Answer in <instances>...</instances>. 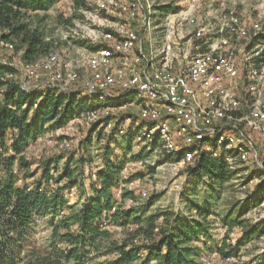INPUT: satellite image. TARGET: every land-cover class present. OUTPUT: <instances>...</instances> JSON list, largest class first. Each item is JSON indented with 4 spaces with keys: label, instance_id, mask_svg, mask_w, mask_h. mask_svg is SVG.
<instances>
[{
    "label": "rangeland",
    "instance_id": "rangeland-1",
    "mask_svg": "<svg viewBox=\"0 0 264 264\" xmlns=\"http://www.w3.org/2000/svg\"><path fill=\"white\" fill-rule=\"evenodd\" d=\"M84 1L87 4L86 7H81L83 4L80 7L75 6L74 0H58V2L47 9L36 12L32 10L24 11L25 13L23 14L22 21L27 23L30 29L42 33L46 41L52 44V50H50L49 53L40 55L34 60L25 59V46L20 44L19 40L15 38L14 40H7L2 38L0 34V67L8 66L12 69L6 72L0 70V81L11 80L17 82L26 92L41 90L43 95L46 94L49 89L56 91L59 96L75 94L81 99H86V101L93 106V109L78 113V115L68 120L61 127H50L51 123H49L44 133H42L37 140L29 143V146L25 150V154L31 165V170L37 173L35 176H29L25 179V171L17 164L13 167L18 177L17 185L20 187L24 185L35 187L34 182L42 177L41 170H37L38 167L40 169L42 163L48 158L57 157L62 154L65 155V159H63L58 166L61 170L56 171L52 169L51 174L53 177L49 179L50 182H47L48 179H46V181L43 179L42 186L44 189L47 188L48 194L59 189V198L60 200L64 199L66 204L59 205L52 211V214L49 213L47 215H38L34 217V221L30 227L31 237L27 248H38L42 252L50 250L51 248L48 244H51L52 224L54 222L56 223L58 220H62L64 216L70 217L73 214L79 213L84 204V200L88 196L94 195L92 184L99 182L98 171L103 167L104 149L105 146L109 144V151L113 152L110 158L111 161H114L112 164H115L121 171L119 175L121 181L116 186H113L111 190L112 201H114L115 207L122 206L125 210L130 209V207H135L138 211L142 212L145 218L150 214L156 213L160 216L157 223L159 228H163L164 225H168L169 222L176 219L190 217L202 222H209L212 225L211 228H213V223L219 221L223 222L222 219H217L214 216H221V214L228 213L229 211V213L238 216L242 219L243 223L249 224V226L261 220V218L264 217V200L261 204L250 205L248 197L255 195L257 186L264 181V132L251 128L244 120L242 121L240 119L243 117V112L247 113L250 103V99L248 98L249 94L245 88V75L248 64H258L264 57V50L258 53V55L255 54L256 51L260 49L259 47L264 46V38L260 36L261 34L264 35V0H200L202 3L206 2L203 5L206 10L208 8L211 9L213 14L212 20L215 21L216 24L219 23L218 26L212 24L214 30L220 29L224 25L226 19L240 22V24L244 23L247 29L249 28L245 37H238L237 35L231 36L230 32H223L224 36H231V41L223 47L224 51L228 53L233 52V56L236 58L238 65H240V76L237 80L235 79L236 82L234 81V83L237 85L238 94L239 97L242 98L243 106L240 111H234L232 113V118L219 121L211 120L208 125L225 129L239 128L240 131L247 134L253 145L251 149L245 148L247 155L242 159L241 155L238 153L240 150L236 146H229L227 149L224 145L220 146L216 142L215 136H207V139L204 140L205 143L203 142L204 152H213L214 155L223 154L227 164H229L232 169L238 171L233 179L223 184L222 188L217 186L216 189H212L211 184L205 181L206 179H204V176H199L190 172L188 166L194 161L189 162L183 158V156L185 157L184 154L187 151V146L181 137L175 136V140L177 141L178 139L177 142L180 147L177 152L168 150L164 147V143L160 140V137H158L159 135L150 139L141 134L144 130L152 127L154 122L141 116L138 105H127L130 99L134 98L136 94L139 93L135 84L128 82L129 88L127 87V89H119L117 86L110 84V88L108 89L98 90L94 94L88 92L86 83L91 82L92 84L97 82V77L95 78L96 69H94V67L92 68L90 63L92 58L91 54L95 52L96 49L107 46L113 42L112 39L111 41H107L110 37L105 38V34L109 31L110 27L115 29V19L114 15L110 16V14L113 13L107 15L103 12L102 20L100 17L91 15L86 11L95 9L94 0H83V2ZM154 1L155 5H159L164 12V9H174V5H180L182 0ZM191 3H193L192 8H195L196 4L194 0H191ZM185 5V2H183V6ZM191 11L192 10L186 9L185 12H183L181 8L177 11L170 12V14L165 12L164 14L170 15L172 18L176 16L175 18H177L180 14H191ZM142 14V10L135 11V15L132 16L133 18L131 22H129V28L138 33L139 38H143L144 44H142V47L144 51H154L156 53V48L162 44L166 35L171 32L177 37L176 42H178L182 34L177 25L172 29L170 25H168L169 21L164 19L160 25L159 20H156L151 26L143 27ZM234 18L236 20H234ZM249 18H251V20ZM243 20H246V22ZM257 22L260 24V28L258 29L254 27V24ZM97 25H102L104 28L98 30L96 28ZM167 25L169 27H167ZM196 26V23L186 24L183 27V34L186 36L188 33L190 38V32L193 27L195 28ZM90 28H92V30ZM145 36H148L151 42L149 41L146 43L147 39ZM194 37L191 38V43L188 41L185 42L184 45H178L185 49V52L180 53L176 48H173L172 67L175 72H179L187 66V61L190 59L189 56H191L192 53L208 50L205 38L199 39L196 36ZM185 38L186 37H182L181 39ZM96 39L97 41H94ZM193 39H195V41ZM196 41L200 44L197 48L195 47ZM204 42L206 44H204ZM135 46L133 52L136 53L137 51V53H140L139 42H137ZM215 46H217V44H215ZM205 47H207V49ZM3 60L8 63H3ZM111 61L109 65H98V68L99 70L101 69V72L104 74L110 73V70H113L112 72L117 78L116 69L118 68L116 67L120 65L121 61L117 58V54L113 56ZM130 62L133 63L132 59L128 60L127 65L131 64ZM155 64L157 65L158 61L155 60ZM133 66L135 68L134 63ZM136 67L140 68L141 64H137ZM151 71L152 68H149L147 71L150 76L153 74ZM31 72L34 74H28ZM119 80L120 78H118V81ZM27 84L30 87H23V85ZM55 84H59L60 88H54V86H56ZM191 85L198 88L197 83L193 82ZM4 89V86H0V96H2ZM99 95H102L104 98H98L97 96ZM92 96H94V98ZM120 99H124L123 101H125L127 106H120ZM199 99L200 101L208 102L203 97ZM38 101H40V99H38ZM163 103H160L162 113L165 112L162 108ZM35 105L34 107H36ZM124 113H126L125 118L127 117L125 123H123L120 118ZM167 117L171 129H177V127L175 128L173 124H171L174 121L173 118L171 116ZM116 121L120 122L116 124ZM95 123L98 124L95 127V131L92 132V145H86L85 140ZM116 127L117 130L112 135V138L110 135L111 131ZM126 128L129 129L128 134L130 136L125 133L124 129ZM117 133L122 134V137ZM124 135H128V137L125 138L123 137ZM139 137L142 138L139 139ZM8 139L7 143L11 144V138L9 137ZM118 141L122 142V144H116ZM68 157L73 158V161L70 160V162H72L71 168L75 169L74 176L78 178L79 182L76 187L73 185L69 187L67 185V178H63L60 183H56L57 177L63 176L65 170L62 169V167L64 163H66L65 161ZM82 158L84 161L80 163L79 160ZM260 173H262L261 176H259ZM253 176L256 177L253 178ZM216 190L218 191L216 192ZM129 191L133 192L132 196H126L125 200H123L124 192ZM231 211H233V213ZM217 212L221 214H217ZM104 213L106 214V212ZM106 224L111 230L110 233L116 240H121L127 235L124 228L114 222L108 223L104 221L103 225ZM241 227L242 226L235 224V226L230 230L228 229V231H224L223 229L215 231L217 234L216 238L221 239L220 241L222 242L225 241L227 244L231 243V245L235 246L230 247V249L227 248L229 252L231 251L228 256L220 251L219 241L208 243V246H203V240L194 242V246H199V251L195 256L197 264H264V257H261L264 254V235L260 238L253 237L245 243L238 244V239L242 235ZM75 228L77 227L74 225L73 230H76ZM130 228L131 225L127 227V229ZM218 228L223 227L219 226ZM56 244L59 249L65 251L69 248V244L60 241H57ZM101 251L98 258L90 260L88 264H107L110 260H114V258L118 256L116 252L108 253L103 250V248ZM93 255L94 252L90 253L89 257ZM142 255L145 256L146 253ZM157 262L158 261L153 260L150 264H159ZM73 263V259L63 262V264ZM133 264H139V261H135Z\"/></svg>",
    "mask_w": 264,
    "mask_h": 264
},
{
    "label": "trees",
    "instance_id": "trees-1",
    "mask_svg": "<svg viewBox=\"0 0 264 264\" xmlns=\"http://www.w3.org/2000/svg\"><path fill=\"white\" fill-rule=\"evenodd\" d=\"M56 2L58 0H0L1 37L7 40L14 38L19 40V43L25 46V59L34 60L40 55L49 53L52 44L46 41L42 33L30 29L22 18L25 10L36 12L47 9ZM74 3L77 7L82 4L81 7L87 6L83 0L82 2L74 0ZM260 36L264 38V35ZM0 70L6 72L12 69L5 66L0 67ZM0 86L5 88L0 96V264H63L65 260L70 259L74 260L73 264H88L90 260L98 258L102 248L108 253L118 254L107 264H133L135 261H139V264H150L153 260L158 261L159 264H197L195 256L199 246H194L193 243L203 240V246H208V242L214 241L211 223L190 217L176 219L159 228L157 223L160 216L156 213L145 218L135 207L126 210L122 206L115 207L111 190L121 181L119 178L121 171L112 164L114 161L110 159L113 155V152L109 151L110 144L104 149V164L98 171L99 182L92 184L94 195L84 200L79 213L70 217L64 216L62 220L52 224L49 252H42L34 247L28 249L30 227L34 217L52 214L59 205L66 204L64 199L59 198V189L48 194L47 188L44 189L42 186L43 179L44 181L48 179L47 182H50L49 179L53 177L52 169L61 170L58 166L65 159V155L48 158L40 169L38 167L37 170H41L42 177L34 182L35 187L17 185L18 177L13 167L17 164L23 169L25 179L35 176L37 173L31 170L25 154L29 143L37 140L49 123H51L50 127H61L78 113L93 109V106L86 99H81L75 94L59 96L51 89L44 95L41 90L26 92L17 82L11 80L0 81ZM125 116L126 113L121 115V121ZM97 124L95 123L90 129L85 140L86 145H92V132L95 131ZM116 130L117 127L110 135L112 136ZM9 137L11 144L7 143ZM116 144L120 145L122 142L118 141ZM222 156L223 154L214 155L213 152L200 151L195 160H192L194 162L188 166L190 172L204 176L212 189H216L217 186L222 188L223 184L233 179L238 172L232 169ZM70 160L73 161V158L66 159L62 167L65 170L63 176L57 177L56 183L67 178V185L76 187L79 182L74 176L75 169L71 168ZM83 161V158L79 160L80 163ZM132 194V191L124 192L123 200ZM248 198L250 205L262 203L264 181L257 186L255 195ZM229 212L221 214L222 221L230 229L235 224L242 226V235L238 239V244L264 235V217L249 226ZM104 221L114 222L123 227L127 235L121 240H116L107 224L103 225ZM74 225L77 227L76 230H73ZM130 225L131 228L127 229ZM57 241L69 244V248L66 251L59 249ZM219 245L220 251L227 256L231 252H229L230 247H235L225 241L220 242ZM92 252L94 255L89 257ZM144 253L145 256L142 255Z\"/></svg>",
    "mask_w": 264,
    "mask_h": 264
},
{
    "label": "bare ground",
    "instance_id": "bare-ground-1",
    "mask_svg": "<svg viewBox=\"0 0 264 264\" xmlns=\"http://www.w3.org/2000/svg\"><path fill=\"white\" fill-rule=\"evenodd\" d=\"M94 3L95 9L86 12L93 16L100 17L101 20L103 12L107 15L109 13H113L110 14V16L114 15L115 29L110 27L109 31L105 34V38L110 37L107 41H111L112 39L113 42L107 46L96 49L95 52L91 54L92 58L90 63L91 67L96 69L95 78L97 77V82L92 84L91 82L86 83L88 92L90 94H94L98 90L108 89L110 88V84L117 86L119 89L129 88L128 82L135 84L139 93L137 92L138 94H136L134 98L130 99V102L127 103V105H138L141 116L154 122L152 127L144 130L143 132L141 131L143 136L145 135L151 139L154 136L159 135L158 137H160V140L164 143V147L168 150L177 152L180 147L178 146V142L175 140V136L181 137L187 146L184 158L188 161L194 160L200 151H204L203 142L207 139V136H215L216 142L220 146L224 145L227 149L229 146H236L239 148L240 151L238 153L241 155L242 159H244L247 155L245 148L251 149L253 145L247 134L240 131L239 128H217L216 126H209L208 124L211 120L219 121L232 118V113L234 111H240L243 106L242 98H240L238 94L239 91L237 90V85L234 83V81L236 82L240 76V65H238L236 58L233 56V52L228 53L224 51L223 47L231 41V36L233 35L245 37L249 28L247 29V26L244 23L240 24L237 21L226 19L227 21L225 20L224 25L220 29L214 30L212 23H199V20L194 17L193 14H180L177 18L174 16L177 14H174L172 15L174 18H172L170 15L164 14L162 8L159 5H155L154 0H94ZM112 5L115 6H113L111 11ZM124 5H127V13H131V18L135 15L136 10H142L143 27L151 26L156 20H159L160 25L164 19L169 21L168 25H170L172 29L175 25H177L182 34L179 37V40H182V37H186L188 35V33L186 36L183 34V27L186 24L196 23L197 26L192 32H190V36L191 38L194 36L199 39L205 38L208 50L192 53V55L189 56L190 59L187 61V66L183 68L182 73L175 72L172 67V55L174 52L173 48H175L174 45L176 36H174L173 32L169 33L170 36L169 34L166 35L162 44L156 48V53L154 51H144L142 47V44H144L143 38H139L138 33L129 28V22H131V20H128L127 16L122 17V6ZM118 19H120V21H117ZM254 27L258 29L260 28V24L257 22L254 24ZM92 28L90 29L92 30ZM96 28L100 30L104 27L102 25H97ZM221 30H223V32L226 31V33L227 31L230 32L231 36H224L223 33H220ZM193 40L195 41V39ZM94 41H97V39ZM190 41L192 42V39ZM137 42H139L140 53H137V51L136 53L133 52V48ZM215 44H217V46H215ZM199 45L198 41H196L195 47L197 48ZM259 48L260 49H258L255 53L256 55L264 50V46ZM143 51L146 57H143ZM116 54L117 58L121 61L120 65H117L116 67L118 68L116 69L117 78L114 76L112 72L113 70H110V73L104 74L101 72V69L99 70L98 68V65L101 64H111V60ZM128 56L132 59L135 68L132 62L127 65ZM155 60L158 61L157 65L155 64ZM139 63L141 64L140 68L136 67ZM149 68H152L151 72L153 74H151V76L147 72ZM117 70H121V72H117ZM146 73L147 81L153 90H160L166 95H173V89L176 88V86H179L181 91L184 93V95H182L183 101L176 100L171 96H158L149 89H142V84L146 79ZM28 74L33 75L34 73L31 72ZM118 78H120L119 81ZM193 82L198 84V88L191 85ZM245 82V88L249 94L248 98L250 99V103L248 105L249 109L247 113L243 112L244 115L243 117L241 116L242 118L240 120H244L251 128L264 132V124L261 123L264 122V57L258 62V64H248ZM231 86L232 90L230 88ZM55 87L60 88L59 84L54 86V88ZM210 94H217V96H215L216 104L210 102ZM102 95L97 97L104 98ZM199 96L203 97L210 103L202 100L200 101ZM92 97L94 98V96ZM183 102H185L188 106L189 115L192 116L193 119H196V122L200 123L203 127H197L196 130L194 122H189L187 118H179V121H174L177 125V129H171V125L167 120V117H165V115H161L162 110L160 103H163L167 110L177 111L183 109ZM127 105L126 103L123 104V106L121 104L122 107ZM204 128H208V132H206ZM141 138L142 137H139V139Z\"/></svg>",
    "mask_w": 264,
    "mask_h": 264
},
{
    "label": "crops",
    "instance_id": "crops-1",
    "mask_svg": "<svg viewBox=\"0 0 264 264\" xmlns=\"http://www.w3.org/2000/svg\"><path fill=\"white\" fill-rule=\"evenodd\" d=\"M183 2H185V6H183ZM194 2H195V4H196V7L195 8H192V6H193V3H191V0H182L181 2H180V5H178V6H175L174 5V9H170V10H173V11H170V10H166V9H164V12L165 13H170V12H174V11H177V10H179V9H181L182 8V11L183 12H185V10L187 9V10H192L191 11V14H193V16L194 17H196L198 20H199V23H202V24H208V23H212V24H214V26H218L219 25V23L218 24H216V22L215 21H213L212 19H213V14H212V12H211V9H205L204 8V3H206V2H203L202 3V1H196V0H194ZM190 3H191V5H190ZM166 8V7H165ZM204 8V9H203ZM227 17V16H226ZM232 18V17H231ZM233 19V18H232ZM250 20H251V18H249ZM234 20H236L235 18H234ZM240 20H242V19H240ZM244 22H246V20H243ZM250 22H252V21H250ZM238 23H240V22H238ZM196 28V27H195ZM194 27H193V29H192V31L195 29ZM191 31V32H192ZM181 36V35H180ZM146 37V39H147V42L146 43H148L150 40H149V37L148 36H145ZM176 39H177V37H176ZM190 40H191V36H190V38H189V35H187L186 36V38L185 39H182L181 41L179 40V42H176V44H175V48H176V50H178L180 53L181 52H185V49H183V48H181L180 46H178L179 44H182V45H184L185 44V42H188L189 41V43H191L190 42ZM146 41V40H145ZM151 42V41H150ZM204 44H206L205 42H204ZM174 48V49H175ZM206 49H207V47H205ZM204 49V48H203ZM185 56V55H184ZM241 90V89H240ZM124 99H120L119 101H120V106H121V104L123 105V104H125V101H123ZM163 106V108H165V106L164 105H162ZM166 109V108H165ZM123 118H125V117H123ZM127 118V117H126ZM124 119V120H122V122L123 123H125V120H127V119ZM172 121V120H171ZM120 122V121H119ZM118 121H116V124L117 123H119ZM116 124H113V125H116ZM171 124H173V127H176V125H175V122L173 121ZM114 127V126H113ZM112 127V128H113ZM124 131H125V133H127L128 134V132H129V129H124ZM118 132V131H117ZM118 135H120V137H122V134H120V133H117ZM127 136L128 135H124L123 137H125V138H127ZM120 139V138H119ZM179 140H181V139H179ZM177 141H178V139H177ZM217 214H221V213H218L217 212ZM214 217H216L217 219L218 218H220V219H222V215L220 216V215H216V216H214ZM261 219H263V218H261ZM223 227V228H218V227ZM234 227V226H233ZM232 227V228H233ZM218 229H223L224 231H228V229L230 230V228H229V226H227L224 222H221V221H219V222H217V223H213V228H212V232H213V236H214V242H222V241H220L221 239H219V238H216V230H218ZM209 244L211 243V242H208ZM261 257H264V254L261 256ZM254 262H255V260H254Z\"/></svg>",
    "mask_w": 264,
    "mask_h": 264
},
{
    "label": "built area",
    "instance_id": "built-area-1",
    "mask_svg": "<svg viewBox=\"0 0 264 264\" xmlns=\"http://www.w3.org/2000/svg\"><path fill=\"white\" fill-rule=\"evenodd\" d=\"M113 6H115V5H112V7H111V11H112ZM122 7H123V14H122V17L127 16L128 20H131V19H132V18H131V13H127V5H124V6H122ZM169 14H170V13H169ZM117 21H120V19H118ZM165 23H166V22H165ZM120 27H121V24H120ZM167 27H169V26L167 25ZM220 33L222 34V33H223V30H221ZM219 49H221V48H219ZM221 50H222V49H221ZM143 57H146V56L144 55V51H143ZM128 60H130V56L127 57V62H128ZM3 63H8V62H6L5 60H3ZM182 70H183V69H181V70L179 71V73H182ZM117 72H121V70H117ZM48 85H51V84H48ZM24 87H30V86H28V84H27V85H24ZM143 88H144V89H149V90H151L152 92L155 93V95H158V96H160V95H161V96H171V97H174L176 100H181V101H183V100H182V95H184V93L181 91V88H180L179 86H176V88L173 89V95H166L165 93H163V91H160V90H153V89L151 88V85H150V84L148 83V81H147V73H146V79H145V82L142 84V89H143ZM230 88H231V90H232V86H231ZM215 96H217V94H210V95H209V99H210V102H213V103L216 104ZM210 102H208V103H210ZM162 108H163V107H162ZM163 109L165 110V112L162 113L161 115L171 116L175 122L179 121V118H187V119L189 120V122H194V123H195V125H196V130H197V127H203V126L200 125V123L196 122V119H193L192 116L189 115L188 106L186 105L185 102H183V109H181V110L173 111V110H167V109H165V108H163ZM243 115H244V114H243ZM167 116H166V117H167ZM167 118H168V117H167ZM261 123L264 124V122H261ZM178 129H179V128H178ZM204 130H205L206 132H208V128H204ZM184 139H186V138H184ZM197 139H198V137H197ZM198 143H199V140H198Z\"/></svg>",
    "mask_w": 264,
    "mask_h": 264
}]
</instances>
